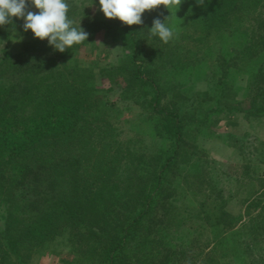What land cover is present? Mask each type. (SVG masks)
<instances>
[{"label":"trees","instance_id":"1","mask_svg":"<svg viewBox=\"0 0 264 264\" xmlns=\"http://www.w3.org/2000/svg\"><path fill=\"white\" fill-rule=\"evenodd\" d=\"M68 3L89 35L64 52L29 38L22 18L0 26V264H29L58 243L73 255L65 264H264V180L245 167L228 185L206 166L190 139L209 116L181 113L176 102L162 107L171 89L159 82L162 70L184 75L227 39L215 58L218 101L235 97L230 79L250 67L248 84L263 100L264 0H183L171 14L163 5L145 10L144 23L130 26L99 16V0ZM168 15L179 35L165 44L148 29ZM107 37L122 41L117 65L97 71L73 59ZM12 38L24 39L16 53ZM103 80L133 94L152 122L158 117L166 146L147 151L121 139L106 86H96ZM239 112L262 115L264 104Z\"/></svg>","mask_w":264,"mask_h":264},{"label":"rangeland","instance_id":"2","mask_svg":"<svg viewBox=\"0 0 264 264\" xmlns=\"http://www.w3.org/2000/svg\"><path fill=\"white\" fill-rule=\"evenodd\" d=\"M97 9H100V4L93 6L94 11ZM31 11L37 12L38 9ZM98 14L101 17L104 16V13L98 12ZM29 36L34 38V34ZM11 40L9 51L14 53L20 51L24 39L12 38ZM227 43L228 40L225 39L216 45L207 46L203 55L205 59L184 75L177 77L168 69L162 70L159 82L171 89L162 97L161 106L167 105L172 108L173 102H176L177 107L181 108V113L195 112L201 119L209 116L207 124L193 135L190 142H194L199 150H203L206 154L204 156L208 161L206 166L213 163L216 172L222 173L223 181L231 185L244 173L245 167L250 168L253 176H260L264 180V113L249 116L239 112L241 108H247L254 101L257 105L264 104V99L254 98L257 92L252 89V85L248 84V74L253 70L250 67L236 72L230 79V86L236 93L235 97L222 102L218 101L221 71L215 58L220 47L226 48ZM123 56L122 41L107 37L95 44L86 45L73 59H77L81 66L89 65L99 71L100 68L117 65ZM263 58L264 55L258 60L261 61ZM258 65L259 63L254 68ZM96 86L98 88L106 86L105 93L110 103L107 116L117 128L122 140L125 142L130 140L131 144L141 150L148 148L154 151L159 146L167 145L154 130L158 117L152 122L148 118L150 109L146 110L144 106L137 104L133 94L124 93L118 87L109 89L104 80L99 81ZM176 90L182 95V99L175 97ZM221 107H225L226 110L222 111ZM186 114L185 120L189 118ZM228 185L219 183L225 191H228ZM260 193L264 194V181ZM230 207L237 211L233 204H230ZM59 246L61 244L58 243L53 247L38 249L29 260V264H65L63 259H72L73 255L67 248ZM56 250H64V253L57 255L54 253Z\"/></svg>","mask_w":264,"mask_h":264},{"label":"clouds","instance_id":"3","mask_svg":"<svg viewBox=\"0 0 264 264\" xmlns=\"http://www.w3.org/2000/svg\"><path fill=\"white\" fill-rule=\"evenodd\" d=\"M183 0H99L100 11L106 18H118L126 25H142V14L145 10H154L163 5L171 14V10H177ZM197 4L204 5V0H196ZM38 9L33 12L30 8ZM71 9L68 0H0V26L13 23V17L24 20L23 29L33 32L34 37L44 40L55 50L64 52L74 44L88 41L89 33L80 23L75 24L68 15ZM170 15L162 21L155 18L149 30L150 36H158L167 44L178 38V31L169 26L166 21Z\"/></svg>","mask_w":264,"mask_h":264}]
</instances>
